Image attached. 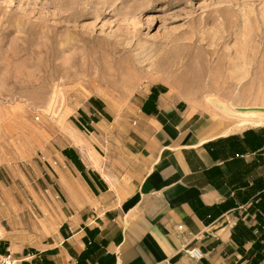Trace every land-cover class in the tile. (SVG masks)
Instances as JSON below:
<instances>
[{
  "label": "crops",
  "instance_id": "0c3cea01",
  "mask_svg": "<svg viewBox=\"0 0 264 264\" xmlns=\"http://www.w3.org/2000/svg\"><path fill=\"white\" fill-rule=\"evenodd\" d=\"M76 121L75 141L0 173V261L264 264V129L220 135L153 85Z\"/></svg>",
  "mask_w": 264,
  "mask_h": 264
},
{
  "label": "rangeland",
  "instance_id": "374dc122",
  "mask_svg": "<svg viewBox=\"0 0 264 264\" xmlns=\"http://www.w3.org/2000/svg\"><path fill=\"white\" fill-rule=\"evenodd\" d=\"M149 85L222 130L221 105L264 113V0H0V173Z\"/></svg>",
  "mask_w": 264,
  "mask_h": 264
},
{
  "label": "bare ground",
  "instance_id": "6f19581e",
  "mask_svg": "<svg viewBox=\"0 0 264 264\" xmlns=\"http://www.w3.org/2000/svg\"><path fill=\"white\" fill-rule=\"evenodd\" d=\"M219 103V102H218ZM222 113L225 114L227 117L234 118L236 122L230 126L229 128H226L221 132L220 135H228L230 133H234L236 131H242L246 128H257V127H264V113L262 112H241L239 113H233L232 110L227 107V105H221L219 109ZM239 111V110H236ZM243 111V110H242Z\"/></svg>",
  "mask_w": 264,
  "mask_h": 264
},
{
  "label": "built area",
  "instance_id": "2783aa9c",
  "mask_svg": "<svg viewBox=\"0 0 264 264\" xmlns=\"http://www.w3.org/2000/svg\"><path fill=\"white\" fill-rule=\"evenodd\" d=\"M82 129L87 132V129L85 126L81 125ZM185 255L190 259L191 261H198L202 255L197 249H188L184 251ZM0 264H12L10 257L6 256L1 261Z\"/></svg>",
  "mask_w": 264,
  "mask_h": 264
},
{
  "label": "trees",
  "instance_id": "16d2710c",
  "mask_svg": "<svg viewBox=\"0 0 264 264\" xmlns=\"http://www.w3.org/2000/svg\"><path fill=\"white\" fill-rule=\"evenodd\" d=\"M251 264H257V262H254V261H252V263Z\"/></svg>",
  "mask_w": 264,
  "mask_h": 264
}]
</instances>
